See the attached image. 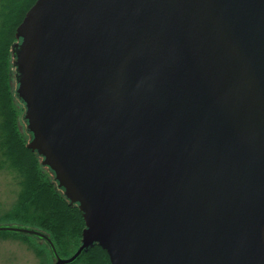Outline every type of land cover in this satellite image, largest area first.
<instances>
[{
  "label": "water",
  "instance_id": "water-1",
  "mask_svg": "<svg viewBox=\"0 0 264 264\" xmlns=\"http://www.w3.org/2000/svg\"><path fill=\"white\" fill-rule=\"evenodd\" d=\"M17 95L111 264H264V0H37Z\"/></svg>",
  "mask_w": 264,
  "mask_h": 264
},
{
  "label": "trees",
  "instance_id": "trees-1",
  "mask_svg": "<svg viewBox=\"0 0 264 264\" xmlns=\"http://www.w3.org/2000/svg\"><path fill=\"white\" fill-rule=\"evenodd\" d=\"M37 0H0V169H9L21 187L17 206L0 218V226L36 230L48 236L63 259L72 257L82 245L86 222L42 164L38 152L20 127V114L12 90L14 56L19 40L17 29ZM31 135V134H30ZM52 175V176H51ZM21 238L47 264H54L50 245L36 236L4 232ZM42 242V245L38 244ZM72 264H111L108 253L96 245Z\"/></svg>",
  "mask_w": 264,
  "mask_h": 264
},
{
  "label": "rangeland",
  "instance_id": "rangeland-1",
  "mask_svg": "<svg viewBox=\"0 0 264 264\" xmlns=\"http://www.w3.org/2000/svg\"><path fill=\"white\" fill-rule=\"evenodd\" d=\"M17 52L18 50L15 51L14 56V78L12 82V90L16 97L18 96L17 91L19 77V71L16 64ZM15 101L20 114V127L23 134L30 141L31 135L29 134L28 124L24 118L27 108L19 98H16ZM20 192L21 187L18 184V180L13 178V175L9 172V169H0V218H2L7 212L12 211L17 206ZM38 244L42 245V242L38 241ZM0 264L47 263L42 258L38 257L33 247H31L29 243L23 239L0 235Z\"/></svg>",
  "mask_w": 264,
  "mask_h": 264
}]
</instances>
